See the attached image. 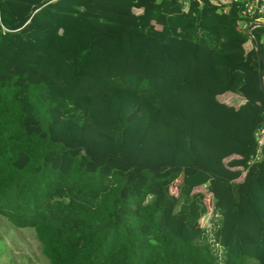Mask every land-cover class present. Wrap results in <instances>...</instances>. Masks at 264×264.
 <instances>
[{
  "label": "trees",
  "instance_id": "obj_1",
  "mask_svg": "<svg viewBox=\"0 0 264 264\" xmlns=\"http://www.w3.org/2000/svg\"><path fill=\"white\" fill-rule=\"evenodd\" d=\"M239 9L0 0V215L48 264H264V91Z\"/></svg>",
  "mask_w": 264,
  "mask_h": 264
},
{
  "label": "rangeland",
  "instance_id": "obj_2",
  "mask_svg": "<svg viewBox=\"0 0 264 264\" xmlns=\"http://www.w3.org/2000/svg\"><path fill=\"white\" fill-rule=\"evenodd\" d=\"M177 186L173 185V190H176ZM0 264H48L41 254L34 231L26 227H16L1 215Z\"/></svg>",
  "mask_w": 264,
  "mask_h": 264
},
{
  "label": "built area",
  "instance_id": "obj_3",
  "mask_svg": "<svg viewBox=\"0 0 264 264\" xmlns=\"http://www.w3.org/2000/svg\"><path fill=\"white\" fill-rule=\"evenodd\" d=\"M208 4L217 7L222 13L228 12L233 5L240 7L239 14L243 20L252 22L255 19L264 18V0H202ZM262 46L264 48V37L262 39ZM264 64V59L262 58ZM264 77V75H263ZM264 121V111L262 113ZM264 145V126L257 129L255 132V143L249 154V162L258 159L259 151Z\"/></svg>",
  "mask_w": 264,
  "mask_h": 264
},
{
  "label": "water",
  "instance_id": "obj_4",
  "mask_svg": "<svg viewBox=\"0 0 264 264\" xmlns=\"http://www.w3.org/2000/svg\"><path fill=\"white\" fill-rule=\"evenodd\" d=\"M255 27H264V22H250L247 27L245 28V33L249 37L251 44L253 45V48L257 55V61H258V77H259V85L260 88L264 91V77H263V63H262V55L259 51L258 44L254 38V36L251 33V30Z\"/></svg>",
  "mask_w": 264,
  "mask_h": 264
},
{
  "label": "bare ground",
  "instance_id": "obj_5",
  "mask_svg": "<svg viewBox=\"0 0 264 264\" xmlns=\"http://www.w3.org/2000/svg\"><path fill=\"white\" fill-rule=\"evenodd\" d=\"M252 22H259V21H252ZM250 22H248L249 24ZM247 24V25H248ZM246 25V27H247ZM264 126V121L255 129L254 133H253V138H254V143H255V132L257 131V129H259L260 127Z\"/></svg>",
  "mask_w": 264,
  "mask_h": 264
},
{
  "label": "clouds",
  "instance_id": "obj_6",
  "mask_svg": "<svg viewBox=\"0 0 264 264\" xmlns=\"http://www.w3.org/2000/svg\"><path fill=\"white\" fill-rule=\"evenodd\" d=\"M263 63V62H262ZM248 163H250L249 161H248Z\"/></svg>",
  "mask_w": 264,
  "mask_h": 264
}]
</instances>
